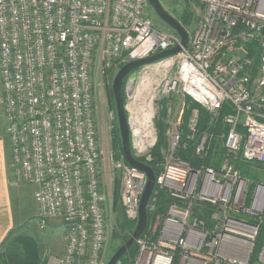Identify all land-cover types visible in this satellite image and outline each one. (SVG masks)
<instances>
[{"label": "built area", "instance_id": "2783aa9c", "mask_svg": "<svg viewBox=\"0 0 264 264\" xmlns=\"http://www.w3.org/2000/svg\"><path fill=\"white\" fill-rule=\"evenodd\" d=\"M187 1L196 14L183 45L176 31L155 26L149 0H0L11 169L17 180L36 186L41 219L62 220L67 231L64 252L50 255L47 264H105L110 224L102 178L108 152L100 139L97 97L107 88L109 69L116 74L133 60L177 45V53L124 79L135 157L152 160L163 112L168 124V157L130 264H264V246L252 260L264 182L248 179L236 164L264 166V0ZM187 97L208 111L205 130L193 107L184 134ZM189 145L196 166L178 154ZM218 149L224 152L217 160ZM110 155L125 215L137 222L147 173L123 152ZM163 191L168 203L160 209Z\"/></svg>", "mask_w": 264, "mask_h": 264}, {"label": "rangeland", "instance_id": "374dc122", "mask_svg": "<svg viewBox=\"0 0 264 264\" xmlns=\"http://www.w3.org/2000/svg\"><path fill=\"white\" fill-rule=\"evenodd\" d=\"M160 1L162 2L163 6L176 18L179 17V15L182 13L187 3L186 0H160ZM190 6L192 8L193 5L190 4ZM149 12L155 26L158 29L169 32L175 31L173 28H168L165 25V22L157 15V13L154 11L150 3H149ZM195 14L196 13L194 11V15ZM108 99H109L108 91L107 88H105L102 94L98 95L97 97L98 107L96 110L100 139L108 152V155L104 163L105 174L102 178L103 190L104 192L107 193L106 208H107V215L110 224V228L107 234L106 254L104 259L105 264L108 263L112 255L121 245L120 244L121 240L115 239L114 231L118 217L121 215V213H124L125 215L124 208L120 199L121 180L118 173H115L113 170V164H112L113 159L111 158L110 155L111 150L115 152V150L112 149L113 146L111 145L113 143V131L115 128L113 127L112 129L111 125L112 124L114 125L115 118H112L111 113L113 109L110 107ZM163 117H165V113L162 114V118ZM6 125H7V120L5 118L4 94L0 80V137L3 141H5L7 147L9 179L11 180L10 192H11L12 204L14 209L13 213L15 217L14 227L19 228L17 231L18 234L30 236L33 239L37 240V242L41 246V250H42L41 256L44 259L45 264H47V260L50 255H59L64 252L67 242L66 226L62 222V220L59 219H55V218L41 219L38 205L34 199V192L36 186L32 183L19 181L14 176L11 175V170H12L10 169L11 147H10L9 136L5 131ZM166 138L168 140L167 134H166ZM165 148H162V151L167 159L168 154H167V149ZM115 156H116V152H115ZM255 171L258 172V169L256 167H253L251 173ZM251 175H249L247 178L252 179ZM259 177H262V175L260 174ZM258 181L264 182L261 179ZM117 264H121V261H119Z\"/></svg>", "mask_w": 264, "mask_h": 264}, {"label": "trees", "instance_id": "16d2710c", "mask_svg": "<svg viewBox=\"0 0 264 264\" xmlns=\"http://www.w3.org/2000/svg\"><path fill=\"white\" fill-rule=\"evenodd\" d=\"M185 8L183 9L182 13L179 15L178 20L185 26L189 27L193 24L195 15L194 10L190 6V2L186 0ZM115 69H109L107 74V79L109 80V83L107 85V91H108V102L110 107L117 113L116 110V101L113 93V79L115 75ZM124 85L125 81L123 83V98L124 101L126 99L125 97V91H124ZM188 107L186 108V112L184 115V124H183V132L186 134L188 132L187 124L188 119L190 115V109L193 107H198L200 111V122H199V129L205 130L208 126L210 115L206 109H204L199 104L192 102L190 98H187ZM227 110L224 109L223 112H226ZM164 113V112H163ZM162 113V114H163ZM167 123L165 122L164 118L162 116L157 120V128H158V141L155 144V146L152 149V160H146L145 157H138L142 161H147L155 170L156 175L160 173V171L163 169L164 163L166 161V156L162 151V148H165L167 146V138H166V129H167ZM114 131H113V149L116 152V157H120L122 154V139L120 134V128L119 123L117 119V115L115 116V123H114ZM222 128V124L219 123L216 128H214V131L218 133ZM132 151L134 152L132 142H131ZM223 149H218V152H216L217 160L223 156ZM178 154L188 160H191L193 164L196 166L199 163L198 158L194 157L191 152L190 145L187 148L181 147L178 150ZM212 153L211 157L212 158ZM215 156V155H214ZM208 163H210V160H208ZM237 167L240 169L241 173L244 176H252V179L257 182L258 180L264 181V166L258 162H246V161H237L236 162ZM256 167L258 169V172H253L252 168ZM260 174L262 177H259ZM166 192H161L158 205L160 209H165L168 203V197ZM151 219V213H148V220ZM263 221L261 222L260 231L256 240L255 250L252 255V260L256 259V255L258 254L259 250L262 246H264V211L262 214ZM136 220H131L127 218V216L124 215V213H121V215L118 217V220L116 222V227L114 231V237L115 239H120V244H124L131 236L132 232L134 231V228L136 226ZM21 228V227H20ZM19 228L13 227L9 233L5 236L3 241L0 243V264H45L44 259L41 256L42 250L41 246L37 242V240L33 239L30 236H26L23 234H18ZM120 245V246H121ZM137 252V245L134 243L129 250L121 257L120 261L121 264H130V261L133 259Z\"/></svg>", "mask_w": 264, "mask_h": 264}, {"label": "water", "instance_id": "95a60500", "mask_svg": "<svg viewBox=\"0 0 264 264\" xmlns=\"http://www.w3.org/2000/svg\"><path fill=\"white\" fill-rule=\"evenodd\" d=\"M149 3L157 15L182 37V44L186 45L189 35L185 26L163 6L160 0H149ZM180 49L181 46L177 45L173 48L161 51L147 58L133 60L123 65L114 76L112 88L116 101L117 119L122 139V152L128 163L140 168L147 173L148 181L145 191L141 197L137 225L130 238L115 251L107 264H117L121 257L135 243L136 238H138L144 232L148 223V204L156 184V173L153 167L149 163L135 157L132 151L130 128L127 120L125 101L123 98L124 79L132 70L147 63H151L166 56L175 54Z\"/></svg>", "mask_w": 264, "mask_h": 264}, {"label": "crops", "instance_id": "0c3cea01", "mask_svg": "<svg viewBox=\"0 0 264 264\" xmlns=\"http://www.w3.org/2000/svg\"><path fill=\"white\" fill-rule=\"evenodd\" d=\"M11 175L14 176L12 170ZM10 186L11 180L9 179L7 147L5 141H3L0 137V243L15 225Z\"/></svg>", "mask_w": 264, "mask_h": 264}, {"label": "flooded vegetation", "instance_id": "af4514ba", "mask_svg": "<svg viewBox=\"0 0 264 264\" xmlns=\"http://www.w3.org/2000/svg\"><path fill=\"white\" fill-rule=\"evenodd\" d=\"M165 25L168 27V28H172L171 26H169L167 23H165Z\"/></svg>", "mask_w": 264, "mask_h": 264}]
</instances>
